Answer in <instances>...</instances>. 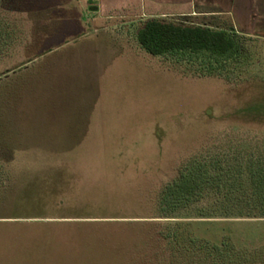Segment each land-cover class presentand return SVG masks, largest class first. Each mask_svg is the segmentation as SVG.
<instances>
[{"label":"rangeland","instance_id":"374dc122","mask_svg":"<svg viewBox=\"0 0 264 264\" xmlns=\"http://www.w3.org/2000/svg\"><path fill=\"white\" fill-rule=\"evenodd\" d=\"M212 18L182 22L237 35ZM130 20L73 0H0V264H152L176 223L264 264V218L225 216V192L210 189L247 196L245 166L264 161V42L153 57ZM194 168L209 187L160 205Z\"/></svg>","mask_w":264,"mask_h":264},{"label":"trees","instance_id":"16d2710c","mask_svg":"<svg viewBox=\"0 0 264 264\" xmlns=\"http://www.w3.org/2000/svg\"><path fill=\"white\" fill-rule=\"evenodd\" d=\"M237 36V35H236ZM235 35L205 26L182 25L158 19L145 21L136 33L139 47L148 55L159 57L169 54L207 53L224 56L237 51ZM234 171V172H232ZM231 173L237 171L232 170ZM247 187L245 197H239L235 183L226 189L210 184L216 193L225 196L215 202L224 215H237L247 218H264V161L250 160L245 166ZM241 171H238L239 173ZM220 177V176H218ZM206 174L194 168L180 179L168 184L162 195L160 205L172 209L188 203L192 197L206 189L209 182ZM219 179V178H218ZM220 180V179H219ZM215 180L214 182H217ZM205 187H204V186ZM215 187V188H214ZM181 224H169L160 230L159 237L164 243L162 253L155 256L152 264H260L262 253L236 250L229 242L220 245L184 236L178 229ZM170 253L171 260L166 262L164 253Z\"/></svg>","mask_w":264,"mask_h":264},{"label":"crops","instance_id":"0c3cea01","mask_svg":"<svg viewBox=\"0 0 264 264\" xmlns=\"http://www.w3.org/2000/svg\"><path fill=\"white\" fill-rule=\"evenodd\" d=\"M73 1L76 3L78 2L83 9L93 14L103 11L106 13L114 11L115 14L117 11L118 13L123 12V14L125 13V15L134 18V20H130L128 23L136 20L145 22L149 19H158L185 25L182 20L197 23L202 20H211L213 19L212 17H222L228 22L229 26L233 28L237 35L256 37L264 42V0ZM112 24L113 21L109 19L107 21L105 20L103 26L107 31Z\"/></svg>","mask_w":264,"mask_h":264}]
</instances>
